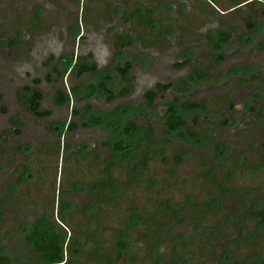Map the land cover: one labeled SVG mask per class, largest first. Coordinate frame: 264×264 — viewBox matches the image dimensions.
<instances>
[{"label":"rangeland","instance_id":"obj_1","mask_svg":"<svg viewBox=\"0 0 264 264\" xmlns=\"http://www.w3.org/2000/svg\"><path fill=\"white\" fill-rule=\"evenodd\" d=\"M140 3L158 6L164 16L162 24L143 32L145 34L127 19L128 12ZM234 3L235 0H0V149L13 151L18 146H29L20 157L0 158V202L9 197L10 184L26 170L29 154L39 153L42 159L38 165H33L35 168H30L34 176L23 186V191L29 194V202L25 200L19 205L6 200L8 205L3 209L0 256H5L8 264H26L31 250L27 231L49 208L53 205L57 208L61 197L53 185L67 182L64 173L61 177L62 168L71 170L77 177L86 173V163L79 165L73 154L85 145L87 150L97 151L98 160L110 158L114 141L123 138V130L129 123L134 122L138 131L150 127L156 140L171 138L176 145L205 157L209 167L226 164L229 169L235 168L233 164L243 163L246 157L264 165V119L258 118L255 125H250L254 127L249 134L242 130L251 123H246L249 107L257 102L264 104V88L254 91L241 89L237 84L240 78L260 72L264 77L261 66H250L253 62H264V34L253 36L252 41L245 44L249 31L241 22L243 15L240 12L220 14ZM222 27L231 29L235 36L221 53L225 63L214 67L210 59L214 54L211 39ZM183 33L184 45L177 41ZM120 34L137 42L132 47L117 50L116 36ZM139 37H145V41ZM180 61L187 64L176 68L175 64ZM126 62L132 64V94L110 102L99 86L105 84L109 90H117L121 84L117 69ZM85 64L95 65L96 69L80 75ZM196 70L206 76L200 81L189 80ZM158 84H174L175 87L149 105L146 93L156 89ZM90 86H94L92 94L88 91ZM34 92L43 95L40 110L51 111V116L38 118L32 114L28 99ZM59 92H63V101H59ZM226 96L235 102L233 111L226 110L221 102ZM203 101L209 104L207 113L184 107L185 103ZM170 108L188 123L198 119L200 125L209 124L214 133L207 139L201 137L200 142H188L170 134L166 127ZM256 110L253 114L257 118L259 107ZM260 116L264 117V110ZM225 121L230 123L223 125ZM70 124L75 129L69 130ZM215 124L218 127L212 126ZM57 131L67 134L59 137ZM45 143L61 148L63 162L53 155L50 161V152L45 153V158L41 156ZM155 165L159 167L160 163ZM201 167L198 157L190 154L179 168L178 183L185 186L181 188V199L192 192L193 187H197L196 194L201 200L206 199L205 190L200 187L206 181ZM237 185L252 189L244 193L249 210H264V171L254 177L248 171L242 174L239 170ZM159 190L153 189L150 198L157 197ZM67 196L77 209L83 208L89 200L84 191ZM235 222L225 225L221 237H214L205 258L194 257L204 249L202 242L198 243L194 253L188 256L192 264L220 263L225 249H229L233 258L245 259L251 254L249 245L228 243L227 236L231 234L245 240L243 229L236 227ZM103 227L106 240L119 229L108 218ZM71 231L68 230L69 236ZM172 232L174 236L185 234L187 237L201 234L190 222ZM133 237L139 238L137 234ZM169 241V238L164 240L163 252L171 247ZM261 246L264 247V243ZM134 254L138 264L145 262L144 252ZM88 259L85 258L84 264Z\"/></svg>","mask_w":264,"mask_h":264},{"label":"trees","instance_id":"obj_2","mask_svg":"<svg viewBox=\"0 0 264 264\" xmlns=\"http://www.w3.org/2000/svg\"><path fill=\"white\" fill-rule=\"evenodd\" d=\"M129 17L141 31L164 21L158 6L142 3L130 11ZM229 37L230 33L223 30L218 41L224 44ZM94 69L95 66L85 64L79 74ZM129 69L130 65H127L119 70L124 84L121 90L111 91L105 84H100L109 99L130 92ZM88 91L92 94L94 86H90ZM42 97L40 92H34L28 99L30 110L38 116L48 114L39 112ZM152 97V94L148 95L150 101ZM185 107L207 110L203 103L187 104ZM167 125L170 134L188 142H200L203 138L201 131H206L190 126L175 110L169 113ZM56 153L59 160L60 150ZM190 154L198 157L201 174L206 179L200 186L205 190L204 200L197 196V187H193L194 190L182 199L179 197L184 185L178 183V170ZM72 157L81 166L86 163V173L77 177L71 170L62 168V177L65 174L67 182L60 187L56 183L53 185L61 197L57 208L55 205L49 208L27 231L26 239L31 250L26 264H84L86 257H89L86 264H138L135 251L145 253L143 264H192L193 260L188 256L194 253L197 244L202 242L204 249L195 253L194 257L205 258L214 237H221L225 225L235 221L234 225L243 229L241 233L245 240L231 234L227 236L228 243L249 245L252 252L245 259L233 258L229 249H225L221 254L222 260L217 264H248L250 261L264 264V247L261 246L264 243V210H249L244 193L252 189L237 187L239 170L242 174L248 171L254 177L263 174L264 165L260 162L253 163L248 158L241 164H233L235 168L231 169L226 164L209 167L200 154L196 156L184 146L176 145L172 139L156 140L150 129L138 131L133 122L124 128L123 138L114 141L110 158L98 162L95 153L86 150H80ZM157 162L159 167L155 165ZM154 165L155 169H152ZM156 188L160 189L157 197L150 198ZM82 191L87 192L89 200L83 208H74L67 195ZM3 216L0 203V220ZM107 218L119 228L109 240L103 233ZM188 222L201 234L191 237L173 235L172 230ZM210 227L213 228L211 232ZM68 230H72L71 236ZM136 234L139 236L137 239L133 237ZM168 238L172 245L163 252L164 240ZM0 264H8L3 255L0 256Z\"/></svg>","mask_w":264,"mask_h":264},{"label":"flooded vegetation","instance_id":"obj_3","mask_svg":"<svg viewBox=\"0 0 264 264\" xmlns=\"http://www.w3.org/2000/svg\"><path fill=\"white\" fill-rule=\"evenodd\" d=\"M235 2L236 3H234V5L231 7V8H229V9H227V10H222V11H220L221 13V15H223V16H227V15H231V14H234V13H236V12H240L242 15H243V17L241 18V22L243 23V25L248 29V33L249 34H247L245 37H246V39L244 40V42H245V44H247L248 42H250V41H252V37L253 36H258V35H260L259 33H262V34H264V0H235ZM249 10H251V11H249ZM216 12L214 11L213 12V16H215V15H217V13L215 14ZM128 15H129V12H128ZM129 17V16H128ZM128 19V21L129 22H133L132 20H131V18L129 17V18H127ZM134 23V22H133ZM159 24H162V23H159ZM135 26V25H134ZM154 28V27H153ZM153 28H148L146 31H141L140 29H138V30H140V32L142 33V34H145V33H147V31L148 30H150V29H153ZM169 29V28H168ZM168 29H167V31H168ZM223 30H225V31H228L229 33H230V37H229V39L227 40V42L226 43H224V44H220L219 43V41H218V36H219V34H220V32L221 31H223ZM166 31V30H165ZM143 32H145V33H143ZM160 34V33H159ZM216 35H215V37H214V39L212 38L211 39V41H212V48H213V51H214V54H211L210 55V59H211V61H212V64H213V66L214 67H220V66H222L224 63H225V57L223 56V54H221L222 53V51H223V48H225V47H227L228 45H230V43H231V41H232V39L234 38V36H235V34L233 33V31L231 30V29H229V28H224V27H222V28H220V29H218L217 31H216V33H215ZM145 36V35H144ZM184 36H185V33H183L182 35H179L178 37H177V41L178 42H180V44H182V45H184L185 44V39H184ZM159 37H161V36H158V38ZM163 37V36H162ZM264 37V36H263ZM203 38H205V39H207L208 40V38L207 37H203ZM139 39L140 40H142V41H145V37H139ZM132 42V43H129V42ZM137 42V40L136 39H133L132 37H130V36H127V35H123V34H120V35H117L116 36V42H115V47H116V49L117 50H124V49H126V48H129V47H132L135 43ZM187 42V41H186ZM124 43H126V44H124ZM124 44V45H123ZM263 46H264V44H263ZM187 64V62H185V61H180V62H178L177 64H175V67L176 68H182L183 66H185ZM87 65V64H86ZM127 65H130V69H129V72H128V77H129V79H130V92L128 93V94H126V95H120V96H117V97H115V98H113V99H109V96L107 97V100H109L110 102L111 101H114V100H118V99H124V98H127L128 96H130L131 94H132V91H133V82H134V80L132 79V77L130 76V73H131V69H132V64H131V62H126L125 63V65L124 66H122V67H119L118 69H117V72L119 73V75H120V79H121V84H120V87L117 89V90H111V91H119V90H121L123 87H124V84L122 83V76H121V74H120V72H119V70L120 69H124V68H126V66ZM87 66H90V65H87ZM93 66H95V65H93ZM250 66H252V67H257V68H260V66L262 67V69H264V62L263 63H256V62H253ZM95 69H96V66H95ZM94 69V70H95ZM94 70H92V71H94ZM88 72H91V71H87V72H85V73H83L82 75H84V74H86V73H88ZM260 74V75H259ZM262 74V72H260V73H258V74H255V75H251L250 77H247V78H240L238 81H237V84L239 85V87L241 88V89H250V90H262L263 88H264V77L261 75ZM204 76H206L201 70H196L194 73H193V75L189 78V80H191V81H200L201 79H203V77ZM182 85V84H181ZM173 87H175L174 86V84H158L157 85V87H156V89H154V90H151V91H149L148 93H146V96H145V98H146V100H147V102H148V104L149 105H151L152 103H154V101H155V99H157V97L158 96H161V95H164L167 91H169V90H171ZM63 92H59V101H60V99L61 98H63V94H62ZM105 93V92H104ZM106 94V93H105ZM150 94H152L153 95V97H152V100L150 101V99H148V95H150ZM108 95V94H107ZM43 96V95H42ZM42 99H43V97H42ZM42 99L40 100V108H41V101H42ZM62 101H63V99H62ZM221 102L223 103V106L226 108V110H228V111H233L234 109H235V102H234V100L232 99V98H230L229 96H226V97H224V98H222L221 99ZM206 104V106H207V110H203V109H200V108H194V109H199L200 111H202V113H207V112H209V104L207 103V102H205V101H203V102H198V103H185L184 104V107H185V105H187V104H191V105H195V104ZM29 104V103H28ZM230 104H232V106L230 107ZM256 107H259V110H258V112H259V114H258V112H257V118L254 116V112L255 111H257L256 110ZM40 108H39V112L40 113H42V111L40 110ZM186 108V107H185ZM29 109H30V107H29ZM187 109H189V108H187ZM172 110H174V109H172V108H170L169 109V111H168V114H167V116H166V127H167V129H168V125H167V117H168V115H169V113L172 111ZM262 110H264V104H261V103H259V102H257V103H254V106H252V107H249V109L247 110V120H246V123L247 122H249V121H251V123L250 124H246V127L243 129L242 128V130H244V133H246V134H249L251 131H252V128L254 127H252L251 128V126L252 125H255L256 124V122L258 121V118H262V119H264V117L263 116H260V112L262 111ZM31 111V110H30ZM176 111V110H175ZM32 112V111H31ZM43 112H48V114L47 115H43V116H38L36 113H34V112H32V114H34L36 117H38V118H45V117H49V116H51V114H52V112L51 111H43ZM176 113H178L177 111H176ZM179 114V113H178ZM180 115V114H179ZM181 116V115H180ZM251 116H253V119L251 118ZM182 117V116H181ZM252 120H251V119ZM182 119L184 120V121H186L183 117H182ZM196 121V123H194ZM187 122V121H186ZM200 121L198 120V119H194L193 120V122H191V123H188L190 126H196V127H199V128H203L204 130H206L207 132H208V134L209 133H211V134H209L208 135V137L207 136H205L207 133H206V131H201V136L203 137V138H205V139H207V138H209L210 136H212V134L214 133V130L210 127V125L209 124H207V123H203V125H200V123H199ZM134 123V122H133ZM230 122L229 121H225L224 123H223V125H228ZM244 124V122L242 123V125ZM251 125V126H250ZM72 126H73V128H72ZM212 126H217L218 127V125H212ZM52 129V128H51ZM68 129L69 130H73V129H75V126L73 125V124H70L69 125V127H68ZM67 129V130H68ZM150 129V127L147 129V130H149ZM151 130V129H150ZM58 132V131H57ZM151 132H153L152 130H151ZM169 132V131H168ZM170 133V132H169ZM56 134V133H55ZM66 134L67 133H64V132H58L57 133V135L59 136V137H61V136H63V137H65L66 136ZM2 137H1V135H0V139H1ZM163 139H171V138H163ZM160 140V139H159ZM183 143V142H182ZM44 153L42 152V157L43 158H45L46 157V154L45 153H49L50 152V161H52V155L54 156V157H56V152H57V150H60V154L58 155V157H59V160L58 161H60V160H62V162H63V160L65 159L64 158V155H63V152H62V150H61V148L60 147H55V146H52L51 144H49V143H45L44 145ZM183 146V145H182ZM65 147V146H64ZM86 146L85 145H83V146H81L76 152H78V151H80V150H86V151H88V152H94L95 153V155H96V157H97V160L99 159V156H98V153H97V151L96 150H94V149H89V150H87L86 148H85ZM29 149V146H18V147H16V148H14L13 149V151L12 150H9V149H5V150H3V149H0V153H2V154H0V158L1 157H4V158H8V157H13L14 159L16 158V157H20V156H22V154H24V151H27ZM15 152V153H14ZM75 152V153H76ZM39 153H36V152H32V153H30L29 154V156L27 157L28 158V164H27V166L25 167L26 168V170H24V171H21L20 173H21V176H19V178L17 179V180H14L13 182L14 183H11L10 184V193H9V197L6 199V198H4L5 200H3L2 202H0L1 204H2V206H3V209H4V207L6 206V205H8V204H6V203H8V201H6V200H13V201H16V203L17 204H19V205H21V204H24L25 203V200L27 201V202H29V198H27L28 196L27 195H29L28 194V192L26 191H23V186L26 184V182L29 180V181H31V179L33 178V174H34V172H33V170H31L30 168L31 167H34L36 164L38 165L40 162V160H42L41 158H39ZM16 156V157H15ZM11 157V158H12ZM244 160H243V162L247 159V157L246 158H243ZM104 160H106V159H101V161L100 160H98V162H103ZM24 165V164H23ZM34 165V166H33ZM35 168V167H34ZM41 171H43V170H41ZM61 177H62V173H61ZM43 183H45V181H43ZM43 186H45V185H43ZM58 187H60V185L58 186ZM21 189H22V191H21ZM58 191V190H57ZM58 193H59V191H58ZM12 201V202H13ZM13 203H15V202H13ZM15 203V204H16ZM9 209V208H8ZM3 212H4V215H5V211L3 210ZM45 213V212H44ZM43 213V214H44ZM42 214V215H43ZM41 215V216H42ZM40 217V216H39ZM38 217V218H39ZM3 218H4V216H3ZM37 218V219H38ZM4 221H6V219H4ZM35 223V222H34ZM34 223L32 224V226L34 225ZM31 226V227H32Z\"/></svg>","mask_w":264,"mask_h":264}]
</instances>
